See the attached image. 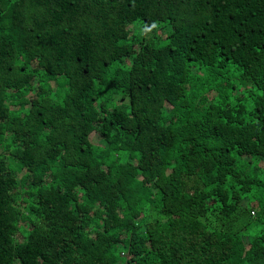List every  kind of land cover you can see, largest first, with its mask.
<instances>
[{
	"label": "trees",
	"instance_id": "16d2710c",
	"mask_svg": "<svg viewBox=\"0 0 264 264\" xmlns=\"http://www.w3.org/2000/svg\"><path fill=\"white\" fill-rule=\"evenodd\" d=\"M0 264H264V0H0Z\"/></svg>",
	"mask_w": 264,
	"mask_h": 264
}]
</instances>
